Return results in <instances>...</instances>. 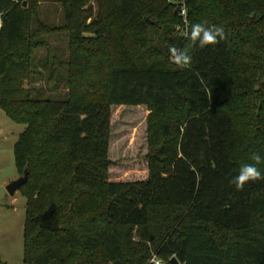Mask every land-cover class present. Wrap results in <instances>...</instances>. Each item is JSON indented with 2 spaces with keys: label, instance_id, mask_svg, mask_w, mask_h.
I'll return each mask as SVG.
<instances>
[{
  "label": "trees",
  "instance_id": "obj_1",
  "mask_svg": "<svg viewBox=\"0 0 264 264\" xmlns=\"http://www.w3.org/2000/svg\"><path fill=\"white\" fill-rule=\"evenodd\" d=\"M24 1L0 0V109L25 125L24 264H264V180L230 183L264 157V0H187L189 26L224 29L204 48L177 33L175 0ZM43 2L62 5L61 26L40 20ZM59 32L67 59L45 38ZM172 46L189 47L188 68ZM42 79L65 96L43 95ZM126 106L148 111L138 180L111 177L114 109Z\"/></svg>",
  "mask_w": 264,
  "mask_h": 264
},
{
  "label": "rangeland",
  "instance_id": "obj_2",
  "mask_svg": "<svg viewBox=\"0 0 264 264\" xmlns=\"http://www.w3.org/2000/svg\"><path fill=\"white\" fill-rule=\"evenodd\" d=\"M39 18L50 25L61 26L64 23L62 5L54 2L41 3ZM45 38L59 58H68L66 33H53ZM46 53L45 48L39 49L37 59L44 58ZM48 72L49 70L45 71L46 76ZM59 72L61 76L66 75V68L60 67ZM36 84L44 89L43 95L45 96L63 97L66 94L62 82L54 90L48 89L45 79L39 80ZM147 113L146 107H115L111 152L114 162L111 168L112 178L138 180L147 176L145 159V117ZM24 129L25 125L13 122L0 109V257L6 264H24L23 229L26 199L19 190L11 195L6 189L7 184L20 175L15 165L14 145ZM119 140L129 146L127 152H119L117 143ZM161 215L162 213L159 212L157 218L162 219Z\"/></svg>",
  "mask_w": 264,
  "mask_h": 264
},
{
  "label": "clouds",
  "instance_id": "obj_3",
  "mask_svg": "<svg viewBox=\"0 0 264 264\" xmlns=\"http://www.w3.org/2000/svg\"><path fill=\"white\" fill-rule=\"evenodd\" d=\"M185 23L187 24V21ZM189 28L190 30L186 31L184 35L190 42V47L204 48L209 45H216L226 39L223 27L208 25L207 21L192 23ZM169 59L180 70L188 68L192 63L189 47H170ZM249 159L252 163L243 164L240 167L238 175L230 181L237 191H242L249 182L264 180V173L257 167V165L264 163V157L258 152H253ZM148 264H164V262L160 258L152 256Z\"/></svg>",
  "mask_w": 264,
  "mask_h": 264
},
{
  "label": "water",
  "instance_id": "obj_4",
  "mask_svg": "<svg viewBox=\"0 0 264 264\" xmlns=\"http://www.w3.org/2000/svg\"><path fill=\"white\" fill-rule=\"evenodd\" d=\"M26 4H27V0L23 2V6H26ZM175 12L177 13L178 9H175ZM28 177H29V169L26 167L22 175H19L16 179L12 180L10 183L7 184L6 186L7 192L11 195H14L21 188V186L27 182ZM170 262L172 264H180V262L175 256L170 259Z\"/></svg>",
  "mask_w": 264,
  "mask_h": 264
},
{
  "label": "built area",
  "instance_id": "obj_5",
  "mask_svg": "<svg viewBox=\"0 0 264 264\" xmlns=\"http://www.w3.org/2000/svg\"><path fill=\"white\" fill-rule=\"evenodd\" d=\"M176 9H178V14L181 16V23L177 25L176 31L179 35L185 36L184 33L188 31L189 27V18H188V5L187 0H175ZM187 21V24L185 23ZM156 256V255H153ZM157 257V256H156Z\"/></svg>",
  "mask_w": 264,
  "mask_h": 264
}]
</instances>
